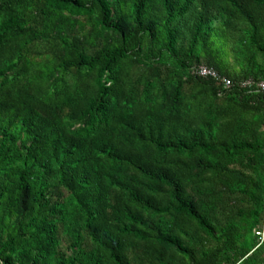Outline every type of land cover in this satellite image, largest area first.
Masks as SVG:
<instances>
[{
    "label": "trees",
    "instance_id": "16d2710c",
    "mask_svg": "<svg viewBox=\"0 0 264 264\" xmlns=\"http://www.w3.org/2000/svg\"><path fill=\"white\" fill-rule=\"evenodd\" d=\"M263 78L264 0H0V264H264Z\"/></svg>",
    "mask_w": 264,
    "mask_h": 264
},
{
    "label": "built area",
    "instance_id": "2783aa9c",
    "mask_svg": "<svg viewBox=\"0 0 264 264\" xmlns=\"http://www.w3.org/2000/svg\"><path fill=\"white\" fill-rule=\"evenodd\" d=\"M192 73H195L196 75L202 77H211L212 79L216 80L221 85H223L224 88H227L231 85L230 79L220 75L214 68L207 66L206 64L203 63L194 66L192 68ZM241 86L244 87L255 86L257 90L262 92L263 101H264V78L255 83H253L252 79H246L241 82ZM263 232H264V228L260 231V234H263Z\"/></svg>",
    "mask_w": 264,
    "mask_h": 264
},
{
    "label": "rangeland",
    "instance_id": "374dc122",
    "mask_svg": "<svg viewBox=\"0 0 264 264\" xmlns=\"http://www.w3.org/2000/svg\"><path fill=\"white\" fill-rule=\"evenodd\" d=\"M260 240L264 241V232H263V234H261Z\"/></svg>",
    "mask_w": 264,
    "mask_h": 264
}]
</instances>
